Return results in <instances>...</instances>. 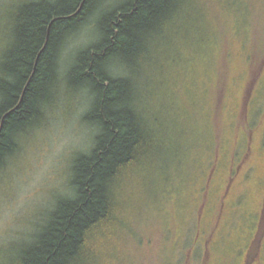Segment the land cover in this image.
<instances>
[{"label": "rangeland", "instance_id": "rangeland-1", "mask_svg": "<svg viewBox=\"0 0 264 264\" xmlns=\"http://www.w3.org/2000/svg\"><path fill=\"white\" fill-rule=\"evenodd\" d=\"M27 1L0 0V57L13 13ZM218 1L206 5V20L189 8L197 18L190 32L156 40L147 60L112 63L115 73L133 76L146 117L177 155L159 158L166 189L138 192L155 202L148 233L132 234L136 243L148 237L141 250L133 256V242L124 240L104 264H264V0H223L220 9ZM96 25L93 17L63 43L62 79L78 50L96 40ZM91 102L87 89L64 85L0 168V264H13L72 194L75 159L99 132L84 120ZM244 157L222 205L232 167ZM134 190L130 182L126 193Z\"/></svg>", "mask_w": 264, "mask_h": 264}, {"label": "trees", "instance_id": "trees-1", "mask_svg": "<svg viewBox=\"0 0 264 264\" xmlns=\"http://www.w3.org/2000/svg\"><path fill=\"white\" fill-rule=\"evenodd\" d=\"M210 1L30 0L16 8L0 57V168L64 85L90 92L84 120L99 132L92 149L75 159L72 194L60 198L13 264H104L111 255L118 257L115 246L123 248L127 240L133 242V256L141 250L148 237L136 243L132 234L148 233L155 202L150 193L143 198L145 192H138L153 193L157 185L166 189L167 164L159 158L177 154L146 117L133 76L115 73L112 63L132 68L147 60L156 40L167 42L182 28L190 32L197 18L189 17V8L206 20ZM213 4L224 6L223 0ZM93 17L97 38L78 50L62 79V45ZM130 182L137 190L126 193Z\"/></svg>", "mask_w": 264, "mask_h": 264}, {"label": "flooded vegetation", "instance_id": "flooded-vegetation-1", "mask_svg": "<svg viewBox=\"0 0 264 264\" xmlns=\"http://www.w3.org/2000/svg\"><path fill=\"white\" fill-rule=\"evenodd\" d=\"M251 96V95H249ZM252 99V98H251ZM250 101V99H249ZM247 159H243V161L235 166L232 167V172L230 174V176L228 177V186H227V189H226V193L224 192L223 193V197L224 195L226 194L225 198H221V204L224 205L226 199H227V196H228V193L229 191L231 190V185L233 182H235L236 179H239L240 178V175H242V167L245 166V162H246ZM202 218V214L200 213V219Z\"/></svg>", "mask_w": 264, "mask_h": 264}]
</instances>
